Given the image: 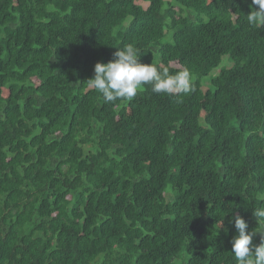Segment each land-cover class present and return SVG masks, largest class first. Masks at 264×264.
I'll use <instances>...</instances> for the list:
<instances>
[{
	"label": "trees",
	"instance_id": "1",
	"mask_svg": "<svg viewBox=\"0 0 264 264\" xmlns=\"http://www.w3.org/2000/svg\"><path fill=\"white\" fill-rule=\"evenodd\" d=\"M250 6L0 0V264H236L232 216L264 231V23ZM127 44L189 69L192 91L105 102L86 82Z\"/></svg>",
	"mask_w": 264,
	"mask_h": 264
},
{
	"label": "clouds",
	"instance_id": "2",
	"mask_svg": "<svg viewBox=\"0 0 264 264\" xmlns=\"http://www.w3.org/2000/svg\"><path fill=\"white\" fill-rule=\"evenodd\" d=\"M251 6L254 7L246 15L247 22L250 25L264 23V0H251ZM139 57V50L133 44L118 49L112 61L94 65V75L87 80V87L98 92L105 102L131 100L143 85H151L156 94H188L192 91L189 69L170 73L167 67L161 70L155 64L140 63ZM252 215L264 229V206L253 209ZM229 224L234 225L236 231L230 240L236 264H264V231H247L248 224L239 215L232 216ZM257 233L260 242L255 244L253 239Z\"/></svg>",
	"mask_w": 264,
	"mask_h": 264
},
{
	"label": "rangeland",
	"instance_id": "3",
	"mask_svg": "<svg viewBox=\"0 0 264 264\" xmlns=\"http://www.w3.org/2000/svg\"><path fill=\"white\" fill-rule=\"evenodd\" d=\"M228 59H224V61H225V64H223V66H225V65H227V61ZM217 73V72H216ZM214 74V73H213ZM212 74V75H213ZM202 84H203V86L204 87H206L205 89H209V87H210V82H209V80L208 79H204L203 80V82H202Z\"/></svg>",
	"mask_w": 264,
	"mask_h": 264
}]
</instances>
